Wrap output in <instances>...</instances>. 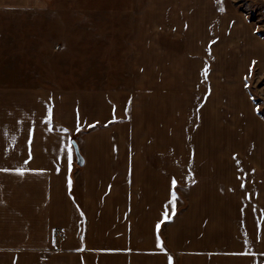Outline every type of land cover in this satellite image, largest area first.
<instances>
[{
	"label": "crops",
	"instance_id": "obj_1",
	"mask_svg": "<svg viewBox=\"0 0 264 264\" xmlns=\"http://www.w3.org/2000/svg\"><path fill=\"white\" fill-rule=\"evenodd\" d=\"M93 1L0 0V168L43 169L0 171V264H264V187L223 197L198 181L189 229L175 230L172 157L138 148L132 89L94 87L87 28L63 23L104 13Z\"/></svg>",
	"mask_w": 264,
	"mask_h": 264
},
{
	"label": "rangeland",
	"instance_id": "obj_2",
	"mask_svg": "<svg viewBox=\"0 0 264 264\" xmlns=\"http://www.w3.org/2000/svg\"><path fill=\"white\" fill-rule=\"evenodd\" d=\"M93 3L104 13L63 15V23L87 28L78 32L93 42L85 67L94 87L132 89L138 148L172 157L175 230L188 228L198 181L215 182L223 197L246 184L256 195L264 187V0ZM187 162L206 175L188 172ZM165 171L159 163V183L169 184Z\"/></svg>",
	"mask_w": 264,
	"mask_h": 264
},
{
	"label": "snow or ice",
	"instance_id": "obj_3",
	"mask_svg": "<svg viewBox=\"0 0 264 264\" xmlns=\"http://www.w3.org/2000/svg\"><path fill=\"white\" fill-rule=\"evenodd\" d=\"M223 10V9H221ZM187 26V25H186ZM253 63H255V61H253ZM207 64H205V72H204V75L205 77L207 76ZM251 74V73H249ZM245 79H247V77H245ZM245 87H247V85H245ZM53 118V112H52V108L49 107L48 108V111H47V115L44 117L45 120L51 122ZM64 132H68V129L64 128L63 129ZM77 131H79V126H77ZM31 142V138H29V143ZM71 143H74L71 142ZM64 148L68 149L67 151V160H68V165H69V169L71 168V161H72V150L71 148L69 147L68 144H65L64 145ZM31 151L29 150V159H31ZM28 161H24V164L27 165ZM237 164H239V161L237 160ZM0 171H3V172H15V173H18V174H21L23 175L25 172L27 171H43V169H29L27 167H15V168H0ZM57 171H59V169L57 168ZM254 171V170H253ZM172 185H173V188L174 186L176 185L177 181L175 178L172 179L171 181ZM68 185L69 187H71L72 185V180H71V177H69L68 179ZM176 198H177V192L175 190L171 191V204H172V212L174 213L175 212V201H176ZM81 215H83V213H81ZM165 219H171V217L167 214H165ZM160 227V223H157V228ZM163 250V249H162ZM262 255H264V253H262ZM168 264H172V257L169 256L168 257Z\"/></svg>",
	"mask_w": 264,
	"mask_h": 264
},
{
	"label": "built area",
	"instance_id": "obj_4",
	"mask_svg": "<svg viewBox=\"0 0 264 264\" xmlns=\"http://www.w3.org/2000/svg\"><path fill=\"white\" fill-rule=\"evenodd\" d=\"M56 235L59 236V237H62V236H63L62 232H60V231H58V232L56 233Z\"/></svg>",
	"mask_w": 264,
	"mask_h": 264
}]
</instances>
